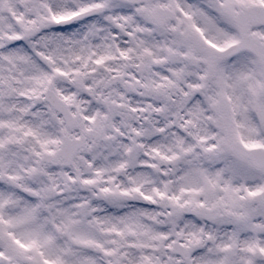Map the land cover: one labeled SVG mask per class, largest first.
Here are the masks:
<instances>
[{
  "label": "snow or ice",
  "instance_id": "6c2138e0",
  "mask_svg": "<svg viewBox=\"0 0 264 264\" xmlns=\"http://www.w3.org/2000/svg\"><path fill=\"white\" fill-rule=\"evenodd\" d=\"M0 264H264V0H0Z\"/></svg>",
  "mask_w": 264,
  "mask_h": 264
}]
</instances>
